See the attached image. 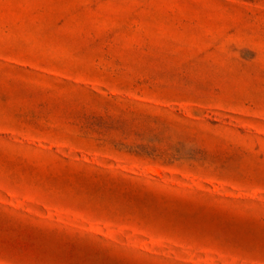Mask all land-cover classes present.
<instances>
[{
	"label": "rangeland",
	"instance_id": "rangeland-1",
	"mask_svg": "<svg viewBox=\"0 0 264 264\" xmlns=\"http://www.w3.org/2000/svg\"><path fill=\"white\" fill-rule=\"evenodd\" d=\"M0 264H264V0H0Z\"/></svg>",
	"mask_w": 264,
	"mask_h": 264
}]
</instances>
